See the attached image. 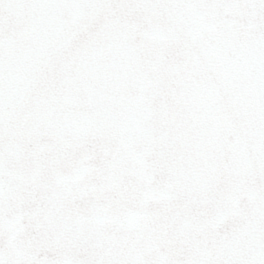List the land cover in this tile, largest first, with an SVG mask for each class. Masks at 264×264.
I'll use <instances>...</instances> for the list:
<instances>
[{"label": "snow or ice", "instance_id": "1", "mask_svg": "<svg viewBox=\"0 0 264 264\" xmlns=\"http://www.w3.org/2000/svg\"><path fill=\"white\" fill-rule=\"evenodd\" d=\"M0 264H264V0H0Z\"/></svg>", "mask_w": 264, "mask_h": 264}]
</instances>
